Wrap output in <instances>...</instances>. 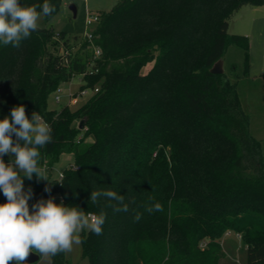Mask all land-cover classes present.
Instances as JSON below:
<instances>
[{
  "label": "trees",
  "instance_id": "16d2710c",
  "mask_svg": "<svg viewBox=\"0 0 264 264\" xmlns=\"http://www.w3.org/2000/svg\"><path fill=\"white\" fill-rule=\"evenodd\" d=\"M45 2L55 8L49 21L62 0H19ZM244 5L264 0H120L98 13L92 38L38 27L18 48L0 45V120L24 105L29 119L37 112L52 129L39 149L50 182L23 176L29 211L55 193L65 206L103 211L102 235L82 232L89 264H224L229 231L244 240L246 264H264V142L240 92L251 44L229 32ZM232 46L242 64L213 73ZM75 75L82 89L98 91L76 109H50V96ZM63 154L74 163L51 180ZM92 191L123 195L129 210L114 212L117 202L105 197L93 204ZM157 202L162 211H146ZM51 259L70 264L65 252Z\"/></svg>",
  "mask_w": 264,
  "mask_h": 264
},
{
  "label": "clouds",
  "instance_id": "9594fccd",
  "mask_svg": "<svg viewBox=\"0 0 264 264\" xmlns=\"http://www.w3.org/2000/svg\"><path fill=\"white\" fill-rule=\"evenodd\" d=\"M37 7L41 11H37ZM55 8L45 2L37 6H21L19 0H0V45L18 48L39 27L41 16H50ZM15 136V141L13 140ZM23 141V144H21ZM52 142V129L37 113L31 119L24 105L13 107L10 116L0 120V191L6 203L0 204V264H25L31 252L49 258L61 252H71L73 246L84 243L81 233L89 231L102 235L106 214L85 213L76 207L57 204L53 199L40 200L29 211L31 189H23L24 177L33 174L48 180L47 171L39 165L40 148ZM5 155L13 158L5 163ZM50 182V181H49ZM50 192V189L46 188ZM100 197L114 200V212H127L124 196L114 191H92L90 200L95 204ZM150 200L153 197H149ZM160 203L146 208L149 213L162 211ZM141 215L134 216L138 222Z\"/></svg>",
  "mask_w": 264,
  "mask_h": 264
},
{
  "label": "rangeland",
  "instance_id": "374dc122",
  "mask_svg": "<svg viewBox=\"0 0 264 264\" xmlns=\"http://www.w3.org/2000/svg\"><path fill=\"white\" fill-rule=\"evenodd\" d=\"M120 0H62L57 14L51 20L47 21L41 16L38 21L41 28H52L53 30L65 31L69 36H83L94 25L88 23L89 14H98L102 11L111 9ZM75 5L76 16L70 6ZM229 32L243 34L250 39V72L249 77H245L240 82V92L244 100L251 101L250 113L252 115V129L255 136L264 142V84L262 74H264V6L244 5L234 14L230 20ZM63 50V49H62ZM158 57H155L143 67V71H148L154 66ZM243 54L239 47L232 46L223 58V68L229 71L233 64H242ZM83 85L82 75H75L71 81L65 82L60 86V90L52 94L48 101L50 109H60L62 106L69 105L70 108L80 107L92 94L88 90L87 94H81ZM70 94L77 100L71 99ZM56 95L61 100L57 101ZM72 156L63 154L58 163L52 168V179H57L64 168L73 164ZM23 179V189L26 192L27 180ZM51 199L55 203H61V197L55 193ZM82 238V233L80 234ZM222 244L225 250V257L221 260L224 264H246L247 247L239 234L230 231L222 237ZM65 256L70 264H89V260L83 256L82 245L73 246L71 252H65ZM33 264H52L51 257H40L39 261Z\"/></svg>",
  "mask_w": 264,
  "mask_h": 264
},
{
  "label": "water",
  "instance_id": "95a60500",
  "mask_svg": "<svg viewBox=\"0 0 264 264\" xmlns=\"http://www.w3.org/2000/svg\"><path fill=\"white\" fill-rule=\"evenodd\" d=\"M71 10L73 11L74 15L76 16V12H77V9H76V6L75 5H71L70 6ZM211 71L213 73H216V74H219V73H223L224 72V68H223V60H219L214 66L213 68L211 69ZM84 124H85V120L82 119L80 120V123H79V128H83L84 127ZM40 259V256L35 253V252H31L29 254V257L27 258V260L25 261L26 264H33V263H36L37 261H39Z\"/></svg>",
  "mask_w": 264,
  "mask_h": 264
},
{
  "label": "built area",
  "instance_id": "2783aa9c",
  "mask_svg": "<svg viewBox=\"0 0 264 264\" xmlns=\"http://www.w3.org/2000/svg\"><path fill=\"white\" fill-rule=\"evenodd\" d=\"M98 19H99V15L98 14H89V16H88V23L90 25H94L95 26L96 23H97V21H98ZM93 28L91 30H88L86 32V34L89 36V38H92V30H93ZM95 53H96V56H100L101 55L102 51H101V48L99 46H96L95 47ZM59 90H60V88L57 91H59ZM96 91H98V88H95L94 90H92V92H96ZM87 92H88V89H82L81 90V94H83V95L87 94ZM70 96H71V99L72 100L73 99H74V101L77 100V95L74 97L72 94H70ZM56 99H57V101H60L61 100V98H60L59 95H56ZM63 175L64 174L61 172L60 177H63ZM229 232H227V233H229ZM239 237L241 238V235H239Z\"/></svg>",
  "mask_w": 264,
  "mask_h": 264
}]
</instances>
